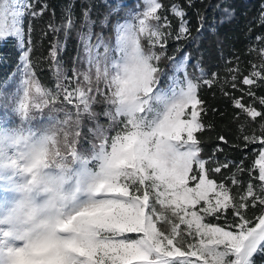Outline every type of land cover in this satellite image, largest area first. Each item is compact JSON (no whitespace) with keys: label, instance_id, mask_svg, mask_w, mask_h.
Segmentation results:
<instances>
[{"label":"snow or ice","instance_id":"obj_1","mask_svg":"<svg viewBox=\"0 0 264 264\" xmlns=\"http://www.w3.org/2000/svg\"><path fill=\"white\" fill-rule=\"evenodd\" d=\"M192 2L187 0L189 6ZM144 5L142 12L115 24L114 43L102 35L93 42L91 10L85 9L87 31L79 34L84 56L77 57L71 76L60 60L64 44L56 38L63 27L67 39L74 25L71 8L66 23L50 22L48 31L54 39L46 59L56 86L49 89L37 79L31 21L27 39L24 27L25 16L38 18L48 5L37 11L33 0H0V42L15 38L20 50L16 111L40 132L55 126L68 133V150L74 148L75 153H81L76 145L84 117L95 120L103 115L109 122L108 128L96 125L99 143H93L86 154L84 163L94 170L96 179L84 206L60 226L64 236L14 249L16 264H257V257L264 258V149L256 161L258 191L249 182L242 193H233L226 181L240 185L236 172L219 182L211 178V173H221L232 163L202 158L201 141L195 135L205 127L200 113L207 112L199 107L203 101L198 90L202 84L211 87L216 74L208 79L197 63L199 76H191L189 54L179 60L167 55L170 39H195L180 4L170 9L179 20L175 35L171 21L160 11L164 7L160 0H144ZM224 11L231 19L233 13ZM101 23L107 24L108 17ZM199 24L196 31L202 33V15ZM215 30L213 25L211 31ZM165 59L172 74L163 86ZM80 63L86 67L81 69ZM251 76L264 79L257 71ZM243 83L250 85L254 80L245 77ZM100 103L106 106L102 114L94 109ZM234 103L252 119L261 116L239 100ZM260 103L264 104V98ZM44 109L47 122L34 128L35 111ZM260 127L259 137L244 136V140L264 144V124ZM93 163L95 167L90 166ZM257 208L258 215L249 214Z\"/></svg>","mask_w":264,"mask_h":264},{"label":"trees","instance_id":"obj_2","mask_svg":"<svg viewBox=\"0 0 264 264\" xmlns=\"http://www.w3.org/2000/svg\"><path fill=\"white\" fill-rule=\"evenodd\" d=\"M33 2L36 4L37 11L44 4L48 5V9L38 18L25 16L24 27L27 39V27L31 21L35 45L32 59L37 79L49 89H55L56 86L50 61L46 59L54 39L53 34L48 31L50 22L63 25L66 23L67 10L71 8L74 25L69 30L67 39H65L63 27L56 36L64 44L60 60L68 76H71L77 57H81L84 51L79 34L87 31L83 17L85 9L91 10L93 42L98 35L112 42L116 22L122 19L127 9L131 10L135 5L141 7V0H33ZM160 2L164 6L160 11L171 21L173 35L178 30L179 20L170 9L173 4L178 3L186 11L185 19L188 20L191 34L195 37V39L181 41L170 39L167 55H175L179 60L185 54H189L187 70L191 76H199L197 63L208 79H212L213 73L216 74L211 87L202 84L198 90V96L203 101V105L199 107H205L207 112L200 113L199 119L205 127L203 131L195 135L201 141L202 158L207 160L209 157H214L218 162L231 161L232 163L228 168H222L221 173H211V178L219 182L236 172L240 185L232 186L230 181H226L232 187L233 193L237 191L242 193L249 182L256 185L258 191L261 182L256 179L259 174L256 161L260 150L264 149V144H261L259 140L248 143L244 140V136L259 137L260 126L264 124V104L260 103V98H264V79L251 76L253 71L260 72L264 76V21L261 20V14L264 13V8L261 6L264 5V0H193L191 6L188 5L187 0H160ZM224 9L233 13L231 19L226 18ZM200 15L205 18V27L202 33H197L196 30L200 27ZM105 16L108 17V23L102 24ZM213 25L215 32L211 31ZM45 32L48 33L46 36ZM257 37L261 39L257 40ZM178 45L179 52L176 51ZM19 56L20 50L15 38L0 42V95L10 89L8 81L18 68ZM161 66L166 73L162 78V85L166 86L168 76L172 74V68L166 59L162 61ZM233 76L236 77L235 80L232 79ZM245 77L253 79L254 83L245 85L243 83ZM235 100H239L245 108H255L261 116L252 119L242 108L235 106ZM67 107L75 111L71 105ZM105 107L103 103L94 105L95 111L101 114ZM47 112V109H44L43 113L35 111L36 119L32 122L34 128L47 122ZM5 122L16 123L17 117L11 115L9 119H5ZM97 124L104 128L109 126L107 118L103 115H99L95 120L87 117L82 119L81 127L78 129L81 136L77 138L76 145L79 152L90 154L92 144L99 143L94 135ZM109 135H114V131L109 132ZM221 136L224 140L220 139ZM218 148L221 151H215ZM90 166L95 167V164ZM238 167L242 171H237ZM249 214L258 215L259 209H252ZM261 259L264 258L257 257V264H260Z\"/></svg>","mask_w":264,"mask_h":264},{"label":"clouds","instance_id":"obj_3","mask_svg":"<svg viewBox=\"0 0 264 264\" xmlns=\"http://www.w3.org/2000/svg\"><path fill=\"white\" fill-rule=\"evenodd\" d=\"M12 111L16 123L0 122V264H16L14 249L64 236L60 226L84 206L96 179L88 156L68 150V133L40 132Z\"/></svg>","mask_w":264,"mask_h":264},{"label":"rangeland","instance_id":"obj_4","mask_svg":"<svg viewBox=\"0 0 264 264\" xmlns=\"http://www.w3.org/2000/svg\"><path fill=\"white\" fill-rule=\"evenodd\" d=\"M144 7H145L144 0H141V7L135 5L133 9L131 10L127 9L122 19L118 20L117 22H124L126 19H129L132 15H135L137 12H142ZM114 37H115V32L112 40L113 43H114ZM83 56H84V51L82 52L81 58H83ZM79 66L81 67V69H84L86 67V65L83 63H80ZM20 78L21 77H20L19 68H17L11 79L8 81V86H10L9 91L5 92V94L1 93L0 95V122H5V119H9L11 115H14L12 109L16 106V103L19 99L18 90H19ZM188 112L190 113L191 109H188ZM256 166L259 170L258 164H256ZM2 179L4 178L0 177V180ZM86 199H87V195L85 196V200Z\"/></svg>","mask_w":264,"mask_h":264}]
</instances>
